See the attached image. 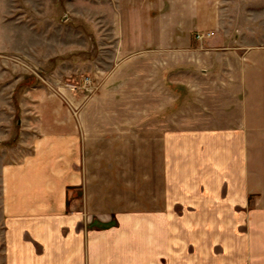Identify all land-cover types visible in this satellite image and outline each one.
I'll return each instance as SVG.
<instances>
[{"label": "crops", "instance_id": "crops-1", "mask_svg": "<svg viewBox=\"0 0 264 264\" xmlns=\"http://www.w3.org/2000/svg\"><path fill=\"white\" fill-rule=\"evenodd\" d=\"M238 1H107V47L139 54L136 76L122 79L138 81L139 97L153 81L160 88L153 95L170 100L165 110L173 124L159 121L151 174L145 120H138L143 133L131 166L124 130L133 122L88 128L69 120L61 105L49 124L48 93L28 90L19 101L13 53L25 20L19 14L4 21L0 0V145L18 134L3 114L40 116L22 125L20 147L0 157V264H264V35ZM179 100L186 124L177 122ZM99 128L116 131L94 140ZM98 139L109 147L106 157ZM119 160L116 174L97 163L117 167ZM151 180L149 206L143 200ZM132 192L135 206L128 203Z\"/></svg>", "mask_w": 264, "mask_h": 264}, {"label": "rangeland", "instance_id": "rangeland-1", "mask_svg": "<svg viewBox=\"0 0 264 264\" xmlns=\"http://www.w3.org/2000/svg\"><path fill=\"white\" fill-rule=\"evenodd\" d=\"M107 1L3 0L4 21L5 19H16L19 14H23L22 20L27 22L19 26V44L17 51L13 53V56L18 59L16 63L19 82L18 98L19 101L29 98L26 95L28 90L48 93L52 109L45 112L44 116L49 124L59 119L61 114L53 107L58 108L61 105L68 109L66 115L69 120L78 123L84 121L88 128L91 123L94 125L100 122L106 123L111 119L122 118L133 122L129 129L124 130L130 135L129 158L131 161L133 159L131 166H135L137 162L135 157L137 156L138 133H143L138 120L141 122L145 120L146 168L153 174L154 155L157 154L158 147H156L155 140L160 136L158 124L162 120V125H170L171 121L167 118L170 111L165 110V105H168L170 100L163 94L153 95L155 91L160 90L153 81L145 82L143 88L147 92L145 96L139 97L138 81L122 79L124 73L128 72L131 76H136V61L139 54L136 53L137 50H134L130 54L121 56L120 50L107 47L106 41L109 39L111 41V34L105 32L103 25L106 20L104 8ZM44 5L48 9L43 7ZM237 7L243 15L251 13L252 16L258 17L259 23L261 22L258 28L264 35V0H239ZM100 10L102 14L97 15ZM44 13H47L49 17L43 18ZM31 22L34 25H31ZM183 106L184 102L179 100L177 122L186 124L187 110L185 111ZM160 108H162L161 111ZM174 111H176V106ZM3 115L7 116L8 120H13V123L18 126V134L11 140V145H0L2 162L9 154L7 153L8 148L20 147L18 143L22 125L27 128V122L30 119L35 123L40 121V116L34 112ZM98 131L99 133L95 132L90 136L105 138L106 135L110 136L109 132L116 130L99 128ZM90 136L85 135L84 137L89 150L93 149L91 148L93 146L89 145ZM96 139L95 137L94 140ZM98 140H101L102 144L97 145L96 149H99L98 152L106 157L107 155L103 152H106L108 146L104 139ZM116 148L118 151V146ZM18 151L21 150L18 149ZM19 154L22 155V153ZM97 163H100L103 169L116 174L120 171L122 161L116 162L119 165L117 167L111 161ZM111 165L114 166L111 167ZM147 189L149 191L146 193L145 200L143 198L142 200L150 206L154 197L152 180L147 183ZM117 197L121 199L120 194ZM129 199L128 203L131 206L137 205L139 201L136 192L129 193Z\"/></svg>", "mask_w": 264, "mask_h": 264}, {"label": "built area", "instance_id": "built-area-1", "mask_svg": "<svg viewBox=\"0 0 264 264\" xmlns=\"http://www.w3.org/2000/svg\"><path fill=\"white\" fill-rule=\"evenodd\" d=\"M197 39L198 40H204L205 39V36L203 34H198L197 35Z\"/></svg>", "mask_w": 264, "mask_h": 264}]
</instances>
